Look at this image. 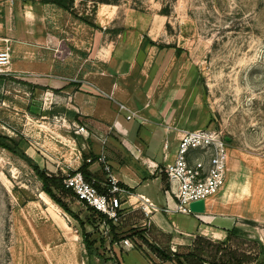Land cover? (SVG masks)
<instances>
[{"label":"rangeland","instance_id":"rangeland-1","mask_svg":"<svg viewBox=\"0 0 264 264\" xmlns=\"http://www.w3.org/2000/svg\"><path fill=\"white\" fill-rule=\"evenodd\" d=\"M63 1L68 9L44 0H0V48L11 53L0 75V132L15 139L20 153L46 174L76 170L81 155L89 154L84 139L90 134L74 122V91L102 93L75 80L90 65L106 75L113 69L110 61L139 55L148 36L158 44L142 58L151 61L149 83L140 80L142 72L133 81L112 73L139 103L152 91V104L167 111L166 128L216 129L230 148L226 185L238 183L230 202L263 206L264 0ZM45 63L56 68L44 74ZM60 65L68 74L83 70L64 87L51 86L48 79L58 76ZM55 192L86 219L87 207L76 196ZM240 220L241 248L251 251V258H241L248 264L260 252L256 241L261 240L250 232L254 220ZM98 231L111 239L100 225ZM197 236L172 251L187 252ZM100 245L101 258L88 253L80 221L43 190L32 164L0 146V264L122 263L116 245ZM135 248L157 257L148 245ZM134 253L124 264H140Z\"/></svg>","mask_w":264,"mask_h":264},{"label":"crops","instance_id":"crops-1","mask_svg":"<svg viewBox=\"0 0 264 264\" xmlns=\"http://www.w3.org/2000/svg\"><path fill=\"white\" fill-rule=\"evenodd\" d=\"M28 19L32 20L30 12H28ZM141 46L139 55L136 52V55L128 60H121L118 57L110 61L109 64L113 69H109L106 75H99L96 65L94 67L90 65L84 77L75 80L74 78H77L83 69L74 68L73 74H68L66 66L60 65L58 76H50L51 78L48 79L51 86L58 84L59 87H64L73 79L83 84H91L102 93L98 95L96 92H83L84 90L81 89L74 91L76 100L75 109H73L76 112L74 122L84 127L85 132L90 134L89 138L84 139L88 141L89 154L98 156L94 161L93 156L88 158L90 162L88 169L94 175L93 179L99 183H104L105 179L112 181L113 177L116 179L119 189L113 191L112 184L111 193H116L117 196L108 197L115 209L119 207L122 211L118 219L111 218L119 228L117 231L125 233L138 227L145 230L150 241L157 243L161 241L163 234L171 235L170 246L173 250H177L181 245L190 244L198 234L211 240L225 241L228 230L234 226L240 227V219L248 216L256 222V226L250 229L251 234L259 237L264 244V205L254 206L253 204V207L248 208L242 203L232 204L230 199L236 196L238 183L227 184L223 192L220 191L221 193L208 198L204 213L176 211L177 200L163 169L165 164L163 156L166 152L173 156L181 133L176 134V131L166 128V125L162 123V117L167 111L157 109L152 104V91L149 95L147 94L144 102L139 103L137 99H134L129 88L120 81V76L112 73L117 71L123 76L121 79L127 78L133 81L138 79L139 72H142L140 80L149 83L151 61L148 65L149 62L145 64L142 58L148 47L152 50L156 45L148 44L143 48ZM94 64L97 63L94 62ZM42 68H44V74H49L56 66L45 63ZM131 110H137L140 115L128 118ZM167 141L169 147L165 150ZM158 142L162 143L161 146ZM103 155L105 161L100 160ZM83 161L84 158L81 155L76 169L81 167ZM242 191L245 195L248 191L247 184L242 187ZM107 225H109L108 230L104 229ZM100 227L106 232L111 229L110 224L105 221L100 224ZM125 239H131L134 242L137 240L136 236ZM125 239L114 243L119 248L117 254L121 256L122 264L132 252H136L134 256L138 257L140 264H175L173 261H160L157 257L152 259L141 250L125 244ZM107 243L110 244L109 238Z\"/></svg>","mask_w":264,"mask_h":264},{"label":"built area","instance_id":"built-area-1","mask_svg":"<svg viewBox=\"0 0 264 264\" xmlns=\"http://www.w3.org/2000/svg\"><path fill=\"white\" fill-rule=\"evenodd\" d=\"M11 53L0 48V75L9 65ZM137 110H131L128 118L139 116ZM84 129V127H80ZM171 129L181 133L173 156L165 153V172L170 182L172 193L175 195L176 211L194 213L190 208L193 201L205 200L217 195L227 183L230 148L221 134L214 128L200 127L193 129ZM169 142L165 143V150ZM100 160L105 161L103 155ZM65 186L75 191L80 200H85L97 210L106 213L110 218L118 219V213L111 204L108 195L100 193L98 189L86 180L81 170L76 169L73 174L67 173ZM112 190H118L115 177L112 179ZM109 229V225L105 226ZM125 244L136 247L131 239H125Z\"/></svg>","mask_w":264,"mask_h":264},{"label":"trees","instance_id":"trees-1","mask_svg":"<svg viewBox=\"0 0 264 264\" xmlns=\"http://www.w3.org/2000/svg\"><path fill=\"white\" fill-rule=\"evenodd\" d=\"M45 2H55L56 4L63 6L65 8H69L63 0H44ZM148 43L158 45L156 41L150 39L146 36L143 40L142 47L147 45ZM0 146L11 150L14 153L21 154V156L28 161L30 164L37 169L38 174L43 182V190L46 191L58 204H60L66 211H68L72 216H74L77 220L80 221L81 228H82V236L83 241L85 243L86 249L88 253L92 255H97L100 258L102 257L101 252L99 251V244L100 246H104L107 242V238L101 237L100 231H98L99 225L102 222H107L110 224V232H111V239L110 244H114L116 241L121 239H125L127 237H134L136 236L137 240L134 242L137 246L148 245L151 251L159 258L161 261H173L176 264H245V260L241 257H248L247 252L244 248H241L242 244V229L238 226H234L228 230L227 239L225 241H215L209 238H204L203 236H197L194 243L192 244V248L189 249L187 252H180L175 251L173 252L170 246V241L172 239L171 235L163 234L161 241L159 243L155 241H150L146 234L145 230L141 228H132L129 231L119 235V228L113 222V219L109 217L108 214L103 213L93 206L89 205L85 200H80L75 193V191L71 188H67L64 183V179L67 175H56V174H46L45 172L41 171L34 161V159L29 156L25 151L20 153V148L17 146L15 139L11 136L3 134L0 132ZM92 157V160L96 159L98 156L96 154L90 153L84 155V161L81 167L78 170H81L84 174L87 181L91 182L100 193L106 194L108 196H117L116 193H111V185L112 181L110 179H105L104 183H99L93 179V174L89 171L88 166L90 162L88 158ZM75 170L70 171L73 174ZM58 190L59 193H69L70 195L76 196V198L83 203L87 207V215L86 219H81L80 216L75 213V211L70 207V205L62 199V197L55 192ZM118 215H121L122 211L119 207H116ZM87 224V225H86ZM92 226L95 231H89L87 226ZM97 235V236H96ZM99 235V236H98ZM237 245H235V243ZM258 245H260V252L257 253L252 261H249L248 264L254 263L256 260L258 262L256 264H264V244L260 241H256ZM99 243V244H98ZM262 244V245H261ZM254 254V253H253ZM249 258H251L249 256ZM118 264H122L118 261Z\"/></svg>","mask_w":264,"mask_h":264},{"label":"water","instance_id":"water-1","mask_svg":"<svg viewBox=\"0 0 264 264\" xmlns=\"http://www.w3.org/2000/svg\"><path fill=\"white\" fill-rule=\"evenodd\" d=\"M190 208L194 213H204L206 212V202L203 199L193 201L190 204Z\"/></svg>","mask_w":264,"mask_h":264},{"label":"bare ground","instance_id":"bare-ground-1","mask_svg":"<svg viewBox=\"0 0 264 264\" xmlns=\"http://www.w3.org/2000/svg\"><path fill=\"white\" fill-rule=\"evenodd\" d=\"M44 195H46L45 193H44ZM46 196H48V195H46ZM49 197V196H48Z\"/></svg>","mask_w":264,"mask_h":264}]
</instances>
